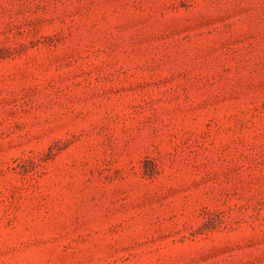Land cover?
Segmentation results:
<instances>
[{
    "label": "rangeland",
    "instance_id": "rangeland-1",
    "mask_svg": "<svg viewBox=\"0 0 264 264\" xmlns=\"http://www.w3.org/2000/svg\"><path fill=\"white\" fill-rule=\"evenodd\" d=\"M0 264H264V0H0Z\"/></svg>",
    "mask_w": 264,
    "mask_h": 264
}]
</instances>
